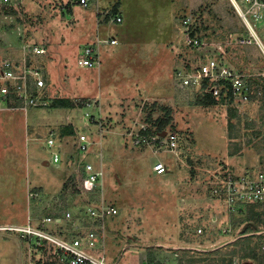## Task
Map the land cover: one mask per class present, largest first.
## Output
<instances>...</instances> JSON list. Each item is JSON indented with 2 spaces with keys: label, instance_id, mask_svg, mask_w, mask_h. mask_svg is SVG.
<instances>
[{
  "label": "rangeland",
  "instance_id": "obj_1",
  "mask_svg": "<svg viewBox=\"0 0 264 264\" xmlns=\"http://www.w3.org/2000/svg\"><path fill=\"white\" fill-rule=\"evenodd\" d=\"M74 2L0 3V7L11 6L15 11L6 13L0 8V54L15 49L13 54L30 59L29 44L46 48V53L36 57L47 71L41 98L46 104L31 110L38 114L40 127L57 128L70 122L71 110L77 131L93 139L89 152H79L77 158L102 167V194L118 209L106 221L107 261L264 264V231L247 232L255 255L246 256L247 249L235 242L240 237L230 222L243 220L247 208L231 216L220 199L208 194L213 172L220 165L237 173L264 165V125L260 124L264 104L250 101L233 118L234 112L218 101L180 104L171 89L174 68L197 60L206 50L189 44L187 33L214 45L226 41L228 29L241 30L228 0H163L164 5H157L156 0H90L88 6ZM116 14L123 18L119 23L112 21ZM157 16L162 17L160 25L156 20L147 22ZM106 29L120 39V45L101 47L104 62L100 68L80 67L77 60L83 49L95 46L100 37H108ZM102 44L107 43H97V47ZM212 49L208 46L207 51ZM222 49H218L221 56L234 69L264 75V55L256 47H231L226 53ZM73 103L83 106L72 107ZM85 112L92 116L88 123ZM167 112L169 125L178 131L177 156L147 143L133 144L141 126L166 118ZM7 113L0 121V225L26 224V220L48 214L44 206L62 193L63 181L68 182L62 176L69 173V166L63 156L58 166L43 165L49 154L43 143L30 142L26 149L24 120L12 117L20 110ZM252 119L254 126H247ZM42 132L37 135L44 140ZM76 143L70 148L62 146L60 154L78 153ZM55 147H59L57 141ZM237 149L236 154H228ZM156 161L165 162L169 171L156 174L151 169ZM78 206L84 207L81 203ZM63 223L52 222L45 229L61 235ZM198 227L202 233L196 231ZM19 234L0 230V264H55L51 252L35 247L34 241ZM218 247L222 253H216ZM231 249L235 250L233 256L227 253Z\"/></svg>",
  "mask_w": 264,
  "mask_h": 264
},
{
  "label": "built area",
  "instance_id": "obj_2",
  "mask_svg": "<svg viewBox=\"0 0 264 264\" xmlns=\"http://www.w3.org/2000/svg\"><path fill=\"white\" fill-rule=\"evenodd\" d=\"M69 1L73 3V0ZM74 1L81 6L91 5L90 0ZM13 2H20V0H0V3L4 4ZM228 2L240 20L241 30L228 29L224 43L223 41L221 44L214 43V45L209 42L204 43L198 38L189 37L191 34L187 33L189 44L198 48L202 47V50L206 48V50L201 54L202 56L197 55L199 57L197 60L188 61L184 66H177L172 71V94L178 98L177 101L180 104L192 103L199 94L204 92L210 93L215 98H224L237 113H240L245 104L250 102L248 79L254 74L238 68L234 69L224 59L225 57L221 56L218 49L223 48L222 53H224L229 47L254 46L264 55V0H228ZM122 19L120 14H116L112 21L119 23ZM96 41L95 46H87L83 49L82 56L77 60L80 67L99 66L97 43L115 44L118 39L109 35L98 38ZM207 45L212 46L213 49L207 51ZM21 47L25 49L24 45ZM29 47L30 59L25 55L0 58V101L6 102V99L10 97L18 100L22 108L46 104V99L41 98L45 93L43 91L47 84V71L36 57L43 55L47 50L36 43L29 44ZM85 118L88 123L92 116L85 112ZM147 128L149 129L148 125L139 128L134 145L147 143L157 150L162 149L177 156L178 131L169 125L158 131L143 133L142 131ZM163 132H165L164 135ZM101 134L102 130L99 132V135ZM58 137L60 136L57 132L51 130L49 136L44 139L43 145L49 152L48 160H46L48 164L58 166L61 156L66 158L69 174L62 193L53 198V203H47L48 205L44 206L48 214L37 218L35 224L29 219L26 224L0 225V230L17 231L22 238L34 241L35 247L38 248L42 247L46 241L52 246L53 252L59 256V259L67 264H117L107 261L105 253L106 234L109 229L106 221L108 216L116 214L118 210L116 206L106 202L102 194L105 172L101 166L97 168L90 162L77 158L79 152H82V155L89 152L94 141L87 133H77L78 153L61 152L60 154L58 150L60 147H55ZM222 166L220 165L213 172L214 178L212 176L208 194L220 199L228 213L235 214L248 202H260L264 199V165L259 169H244L242 173ZM151 167L156 174L169 171L163 161H156ZM30 194L34 195L32 192ZM78 203L84 207L78 206ZM62 220L64 223L59 230L61 235L45 229L48 224ZM231 227L228 228L229 231ZM196 231L202 233L201 227H198ZM262 248L264 249V243Z\"/></svg>",
  "mask_w": 264,
  "mask_h": 264
},
{
  "label": "trees",
  "instance_id": "obj_3",
  "mask_svg": "<svg viewBox=\"0 0 264 264\" xmlns=\"http://www.w3.org/2000/svg\"><path fill=\"white\" fill-rule=\"evenodd\" d=\"M0 8L1 9L4 8V11L6 13H11V12L15 13L14 8L11 6L10 7H0ZM229 48H231V47H229ZM229 48H226L225 52L226 51L229 52V50H230ZM248 83L250 86V101L260 100L261 104H264V75H262V74L251 75L248 79ZM214 101H218L220 103L226 104V106L234 112L233 118L235 117L236 111H235L234 107L229 105V103L227 104V102L224 98H215L213 95H211L208 92H204L202 94H199L197 96V98L193 100L192 103H193V105H203V104L211 103ZM6 103L9 106H20V102L18 100H15V99L10 98V97H8L6 99ZM74 106H77V107L80 106L81 107L83 105L73 103L72 107H74ZM148 120L150 121V118ZM170 123H171V116H170L169 112H167L166 118H155V121H152L151 125L149 126V129L147 128V129L143 130L142 132L143 133H149V132H153V131H158L159 129L165 128ZM254 123H255V119H252L246 125L247 126H254ZM153 124H155V125H153ZM260 124L264 125V119L260 120ZM230 125L233 127V125H235V124H230ZM68 129L70 130L69 133H72V127L70 126V128H68ZM237 152H238V149L235 151L230 150V151H228V154L233 155V154H236ZM64 185L65 184L63 183L62 188L64 187ZM263 206H264V199L260 202H248L245 205V208H247L245 218H243V220L241 219L239 221H238V219H235L234 221L230 222V225H232V228H234V229L237 228V233L240 237L235 242L237 244L240 243V245H242V248L247 249V251L249 252L248 254H246V256H248V255L252 256L255 254H254V248L249 247V243H250L249 239H250L251 235L250 234L243 235V234H245L249 231H252V232L264 231V207ZM258 209H261V210H258ZM231 216H232V214H231ZM243 223L247 224V226L245 229L241 230V228L243 227L242 226ZM40 249H42L43 251L47 250L48 252H51L53 255V258L55 260V264H67L65 262H62L59 259V256L53 252L52 246L49 243H47L46 241L43 243V245H42V247H40ZM220 249L221 248H219V247L217 249H215L216 253H222L221 251H219ZM203 251H205V249H203ZM227 253H229L231 256H233L235 254V250L231 249ZM230 260H231V258H230Z\"/></svg>",
  "mask_w": 264,
  "mask_h": 264
},
{
  "label": "crops",
  "instance_id": "obj_4",
  "mask_svg": "<svg viewBox=\"0 0 264 264\" xmlns=\"http://www.w3.org/2000/svg\"><path fill=\"white\" fill-rule=\"evenodd\" d=\"M124 4H125V1L121 3V7H120L121 10L125 7ZM156 4L157 5L158 4L164 5V2H163V0H156ZM160 15H162V13ZM162 17H163V15H162ZM162 17L160 18V16H157L152 21L147 20V22L148 23L151 22V24H152L153 21L156 20L157 21V24L160 25V22L162 21L161 20ZM142 21H143V18H142ZM110 29H111L112 32H116L115 29H113V28H110ZM109 30L106 29L105 32H107V34H110L112 36L117 37L116 35L111 34V32ZM127 31H129V29H127ZM126 33H129V32H126ZM100 38H105V37H100ZM149 39H150V37H147V41H146L147 42L146 43L147 47L145 49L148 48V40ZM163 40H164V37H163ZM118 41L120 42V39H118ZM119 42H117V44H102V45H98V50L101 51L100 49H101V47L103 45H120V44H118ZM18 45H19V42H18L17 46ZM17 46H16V48H17ZM11 51H15V49H13V50L12 49L5 50V53L4 54L3 53L0 54V58H2V57H9V56H11V57H18V56H21L22 55V54H19V55L13 54ZM145 51L147 52V50H145ZM99 56H100V54H99ZM101 61H102V57H100V64H99V66L101 65ZM102 62H104V59H103ZM99 66H97V67H99ZM4 103L3 102H0V121L3 120V116H5L6 114H9L7 112H11V110H16V109L20 110V113L19 114H13L12 117L13 116L14 117L19 116V117H22L23 120H24L21 126H22V129L24 128V133H25V135H24V142L26 144V149H27V145H29L30 142H34L36 144L39 143V144L42 145V143L44 142V140H42V137L40 138V136L37 135V133H39V132L40 133H43L42 131H45L44 133L46 134V136L44 138H46L47 136H49V132L51 130H55L57 132V134L60 136V137L57 138V142H58L60 148H62V146H64V145H66V146H68L70 148L71 145H73V142L76 140V134L77 133H81V131H77V129L75 128V125H74V122H73V118H72V113L73 112H71V110H70V117H71V119H70V122L69 123L63 124V125L59 124V127L58 128L57 127H47L46 125H43L42 127H40L39 126L40 125V122L38 121L40 118L38 117V114L36 112H34V110H31V109H33L35 107L22 108L20 106H9L5 101H4ZM62 108H68V107H62ZM8 110H10V111H8ZM14 112H17V111H14ZM14 112H12V113H14ZM12 113H10V114H12ZM62 114L63 115H69L68 112H64V111L62 112ZM61 121L65 122V120H64L63 117L61 118ZM60 123H62V122H60ZM3 125H4V122H3ZM34 126H36V127H34ZM37 126H39V127H37ZM70 126L72 127V133H69L70 130L68 128H70ZM34 132H36V136L35 137H31V136H34L33 135ZM48 156H49V154H48ZM44 162H46V161H42V164L43 165H45V166L48 165L47 162H46V164ZM68 174H65L64 175V178L62 176V180H65V177L67 178ZM63 183H64V181H63ZM26 221H24V222H26ZM24 222H22V223H24ZM35 222H36V219H32V223L35 224ZM107 237H108V234H107ZM107 241L108 240L106 239V242ZM106 258H107V256H106Z\"/></svg>",
  "mask_w": 264,
  "mask_h": 264
},
{
  "label": "water",
  "instance_id": "obj_5",
  "mask_svg": "<svg viewBox=\"0 0 264 264\" xmlns=\"http://www.w3.org/2000/svg\"><path fill=\"white\" fill-rule=\"evenodd\" d=\"M162 134L164 135V134H165V132H163ZM44 163L46 164V162H44ZM246 226H247V224H244V225H243V229H245V228H246ZM248 234H250V233H245V234H243V235H248Z\"/></svg>",
  "mask_w": 264,
  "mask_h": 264
}]
</instances>
